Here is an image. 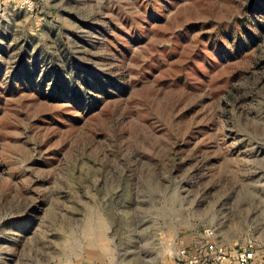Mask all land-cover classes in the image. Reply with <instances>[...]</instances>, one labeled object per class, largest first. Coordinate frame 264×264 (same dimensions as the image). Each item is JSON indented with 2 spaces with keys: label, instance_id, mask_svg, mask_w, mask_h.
<instances>
[{
  "label": "rangeland",
  "instance_id": "374dc122",
  "mask_svg": "<svg viewBox=\"0 0 264 264\" xmlns=\"http://www.w3.org/2000/svg\"><path fill=\"white\" fill-rule=\"evenodd\" d=\"M249 241L264 254V0H0V264Z\"/></svg>",
  "mask_w": 264,
  "mask_h": 264
},
{
  "label": "built area",
  "instance_id": "2783aa9c",
  "mask_svg": "<svg viewBox=\"0 0 264 264\" xmlns=\"http://www.w3.org/2000/svg\"><path fill=\"white\" fill-rule=\"evenodd\" d=\"M208 251L204 256L201 251ZM179 264H264V254L257 249L254 241H249L237 249L209 242L203 249L183 245L177 252Z\"/></svg>",
  "mask_w": 264,
  "mask_h": 264
}]
</instances>
